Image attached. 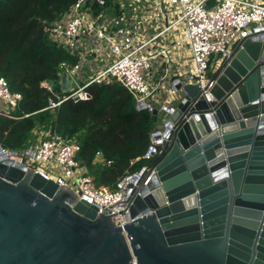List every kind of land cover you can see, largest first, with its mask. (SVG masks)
Masks as SVG:
<instances>
[{
	"label": "water",
	"instance_id": "1",
	"mask_svg": "<svg viewBox=\"0 0 264 264\" xmlns=\"http://www.w3.org/2000/svg\"><path fill=\"white\" fill-rule=\"evenodd\" d=\"M253 31L221 59L209 103L189 74L170 76L176 98L150 112L164 138L123 228L70 187L0 162V264H264V34Z\"/></svg>",
	"mask_w": 264,
	"mask_h": 264
},
{
	"label": "built area",
	"instance_id": "2",
	"mask_svg": "<svg viewBox=\"0 0 264 264\" xmlns=\"http://www.w3.org/2000/svg\"><path fill=\"white\" fill-rule=\"evenodd\" d=\"M116 1L122 11L119 16L104 11L95 13L94 7L104 5V0H75L60 19L41 20L48 37L77 56L74 64L64 60L58 64V85L62 73L69 80L65 90L56 92L46 81L40 82L50 93L45 108L53 109L66 100L88 99L86 87L91 82L108 83L114 79L133 95L136 109L167 111L176 98L174 82H169V78L185 73L190 75L186 83L197 85L199 95L209 103L212 74L232 43L247 30L254 32L255 28H261L264 34V0H213L208 7L206 0ZM83 62L89 69L98 64L99 67L81 81ZM19 99L20 94L11 92L0 76L2 108L16 106ZM151 134L150 144L142 155L145 159L157 155L164 138L161 131L157 137ZM77 151L74 139L48 131L20 152L1 147L0 162L23 164L58 186L70 187L79 198L95 205L98 212L104 208L102 212L109 215L113 224L123 228L129 221L131 194L139 172L147 166L122 176L116 188L111 189L94 183L76 159Z\"/></svg>",
	"mask_w": 264,
	"mask_h": 264
},
{
	"label": "trees",
	"instance_id": "3",
	"mask_svg": "<svg viewBox=\"0 0 264 264\" xmlns=\"http://www.w3.org/2000/svg\"><path fill=\"white\" fill-rule=\"evenodd\" d=\"M74 1L0 0V76L11 92L20 94L16 106L0 105V147L20 152L44 133L55 132L77 142L76 159L96 185L114 189L122 176L153 160L142 155L155 122L148 110L136 109L133 95L114 79L91 82L88 99L45 108L50 93L40 82L59 92L58 64H74L77 56L54 43L41 20L60 19ZM212 4L205 2L207 7ZM94 10L112 16L122 12L116 0H104Z\"/></svg>",
	"mask_w": 264,
	"mask_h": 264
},
{
	"label": "rangeland",
	"instance_id": "4",
	"mask_svg": "<svg viewBox=\"0 0 264 264\" xmlns=\"http://www.w3.org/2000/svg\"><path fill=\"white\" fill-rule=\"evenodd\" d=\"M152 24H154L153 23V21H152ZM152 31L150 30V33H151ZM218 57V56H217ZM185 60V59H184ZM151 65V70H153L154 69V67H153V63H151L150 64ZM171 65V64H170ZM98 67H99V64L98 65H96V67L94 68V69H90V70H88V67L85 65V63L83 62L82 63V65H81V67H80V74H81V76H83L84 74V76H87L88 74H89V72L90 73H96L97 72V70H98ZM212 67H213V65H211L210 66V70L212 69ZM168 68H170L171 69V67L170 66H168ZM187 68V67H186ZM214 71V70H213ZM80 76V77H81ZM165 92V91H164ZM163 92V93H164ZM160 116L161 115H158V118H157V121L154 123V125H155V129H157L158 127H160Z\"/></svg>",
	"mask_w": 264,
	"mask_h": 264
},
{
	"label": "crops",
	"instance_id": "5",
	"mask_svg": "<svg viewBox=\"0 0 264 264\" xmlns=\"http://www.w3.org/2000/svg\"><path fill=\"white\" fill-rule=\"evenodd\" d=\"M88 70H90V69L88 68ZM91 74H92V73L89 72V74H88L87 76H84L85 74H84L83 76L80 75V76H81V77H80V80H81V81L86 80L89 76H91ZM162 94H163V93H162ZM162 94H161V95H162ZM0 105H1V107H2V104H1V103H0Z\"/></svg>",
	"mask_w": 264,
	"mask_h": 264
}]
</instances>
